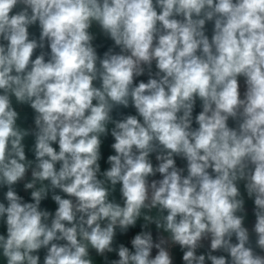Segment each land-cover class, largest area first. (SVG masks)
<instances>
[{
    "label": "clouds",
    "instance_id": "clouds-1",
    "mask_svg": "<svg viewBox=\"0 0 264 264\" xmlns=\"http://www.w3.org/2000/svg\"><path fill=\"white\" fill-rule=\"evenodd\" d=\"M0 264H264V0H0Z\"/></svg>",
    "mask_w": 264,
    "mask_h": 264
},
{
    "label": "crops",
    "instance_id": "crops-1",
    "mask_svg": "<svg viewBox=\"0 0 264 264\" xmlns=\"http://www.w3.org/2000/svg\"><path fill=\"white\" fill-rule=\"evenodd\" d=\"M33 31L35 32L36 30L33 29ZM96 43L98 45H101V47L98 49L101 53L105 50H107L108 47L111 46V42L110 41H107L106 39L102 38V37H98ZM146 76L145 77H140L139 79H145L146 80ZM200 109H199V105H197V108H196V112H198ZM125 113H128V112H134V110L132 109H127V110H123ZM111 143V138H109L106 143H105V146H104V155H105V158L107 156V154H109V145ZM178 165L179 166H183V161H180L178 160ZM22 195H24V193H21ZM46 206L49 208V209H54V205L51 203V202H46ZM251 211V204L249 202V212Z\"/></svg>",
    "mask_w": 264,
    "mask_h": 264
}]
</instances>
